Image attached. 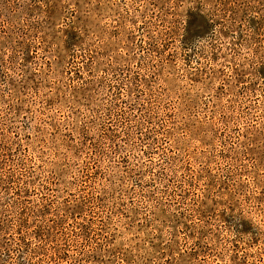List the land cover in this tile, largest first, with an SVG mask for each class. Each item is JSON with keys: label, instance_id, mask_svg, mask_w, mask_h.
I'll return each mask as SVG.
<instances>
[{"label": "rangeland", "instance_id": "374dc122", "mask_svg": "<svg viewBox=\"0 0 264 264\" xmlns=\"http://www.w3.org/2000/svg\"><path fill=\"white\" fill-rule=\"evenodd\" d=\"M0 264H264V0H0Z\"/></svg>", "mask_w": 264, "mask_h": 264}]
</instances>
